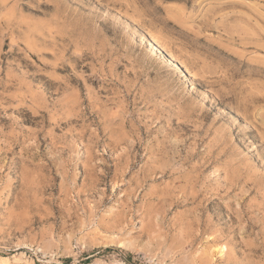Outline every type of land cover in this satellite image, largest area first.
I'll use <instances>...</instances> for the list:
<instances>
[{
    "label": "rangeland",
    "instance_id": "obj_1",
    "mask_svg": "<svg viewBox=\"0 0 264 264\" xmlns=\"http://www.w3.org/2000/svg\"><path fill=\"white\" fill-rule=\"evenodd\" d=\"M1 257L264 264V0H0Z\"/></svg>",
    "mask_w": 264,
    "mask_h": 264
},
{
    "label": "bare ground",
    "instance_id": "obj_2",
    "mask_svg": "<svg viewBox=\"0 0 264 264\" xmlns=\"http://www.w3.org/2000/svg\"><path fill=\"white\" fill-rule=\"evenodd\" d=\"M140 30H142V28L140 29ZM144 30V29H143ZM141 33V32H140ZM149 33V32H148ZM145 34V33H144ZM141 37V36H140ZM150 37V36H149ZM143 38V40H144V37H142ZM147 39V38H146ZM151 40H152V38H150ZM153 41L154 42H156L157 43V40H155V36H154V38H153ZM153 42V43H154ZM151 43V42H150ZM158 43H160V41L158 42ZM160 45V44H159ZM154 46V45H153ZM159 47H161V46H159ZM150 48H152L151 46H150ZM162 48V47H161ZM164 49H165V47H164ZM154 50H155V48H154ZM166 50V52H167V49H165ZM165 50H163V51H165ZM156 51V50H155ZM157 51H159V50H157ZM165 52V53H166ZM169 52V51H168ZM166 55V54H165ZM171 57V60H173V62L175 61V58L173 57V56H170ZM176 61H177V59H176ZM171 64V63H170ZM176 65V64H175ZM180 65V64H179ZM181 66V65H180ZM179 66V67H180ZM186 68V67H185ZM178 70V69H177ZM187 70V69H186ZM188 71V70H187ZM180 72V71H179ZM185 72V71H184ZM181 73H182V71H181ZM189 73H191L190 71H189ZM192 74V73H191ZM187 75H188V72H187ZM190 75V74H189ZM183 76V75H182ZM184 77V76H183ZM188 77H191V76H188ZM192 79V78H191ZM193 81V80H192ZM195 82V81H194ZM193 87V86H192ZM0 259H4L5 261H7L8 260V257H1Z\"/></svg>",
    "mask_w": 264,
    "mask_h": 264
}]
</instances>
